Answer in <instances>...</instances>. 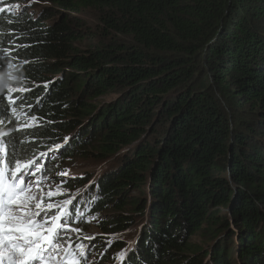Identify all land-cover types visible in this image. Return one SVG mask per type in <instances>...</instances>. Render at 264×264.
I'll return each mask as SVG.
<instances>
[{
  "label": "trees",
  "instance_id": "1",
  "mask_svg": "<svg viewBox=\"0 0 264 264\" xmlns=\"http://www.w3.org/2000/svg\"><path fill=\"white\" fill-rule=\"evenodd\" d=\"M5 2L0 160L63 172L80 264H264V0Z\"/></svg>",
  "mask_w": 264,
  "mask_h": 264
},
{
  "label": "snow or ice",
  "instance_id": "2",
  "mask_svg": "<svg viewBox=\"0 0 264 264\" xmlns=\"http://www.w3.org/2000/svg\"><path fill=\"white\" fill-rule=\"evenodd\" d=\"M26 171L19 163L15 171L0 170V264L3 260L7 264H41L48 251L45 245L50 246L58 236L59 225L53 223L51 228L42 230L33 219L43 209L36 204L39 211L32 210L29 202L34 198L25 194Z\"/></svg>",
  "mask_w": 264,
  "mask_h": 264
},
{
  "label": "rangeland",
  "instance_id": "3",
  "mask_svg": "<svg viewBox=\"0 0 264 264\" xmlns=\"http://www.w3.org/2000/svg\"><path fill=\"white\" fill-rule=\"evenodd\" d=\"M8 2H10V0H6L5 4H7ZM10 4H11V7L6 6V8H8V12L17 10L16 13H18L20 11V7L24 5V4H18L17 1H15L14 3H10ZM25 5L27 6V9L29 11L34 12L35 14L40 12V10L44 8L45 6L44 3H41L39 1L38 2L31 1L29 3L27 2ZM81 16L84 19V21L87 22L88 25L95 26L97 24V15L95 12H87L86 14H83ZM208 81L210 82V78H207V76H202V74H200L198 84L204 87H210V85H208L209 83ZM213 87H217V86H213ZM211 91L215 92L216 88H214ZM73 162L75 164L74 166L72 165V163H70L72 170L67 169L68 165H66L62 171L71 173V175H75L74 173H83L84 171H88L92 173L98 167H100L98 164L92 163L91 161L73 160ZM29 169L30 170H28V172L30 175H27V177L24 179L25 186L27 189L25 194H30L34 198L32 201L29 202L33 211H39L38 209L35 208L36 204H40L41 208L43 209V211L40 212V215L35 216L33 219L34 221L38 222L42 226V230H44L50 227V225L53 223V220L55 219L53 218V215H55L54 217L59 218V216L57 215V212L60 213V210H63V206L59 204L50 203L49 200H47V197L50 195H53L55 191L57 190L56 186L52 184L51 182V179L55 177L56 175L49 173L50 177L47 178V177H43L44 172L42 173V176H40V171H41L40 168H37L36 170H34L33 167L30 166ZM35 176H37V178H35ZM55 209L57 212L55 211ZM54 212L55 214H53ZM60 216L62 218L64 217V214L61 213ZM74 232L75 230H72V232L70 233H74ZM91 233L92 234L96 233V229L93 226L91 227L90 234ZM61 235H62V231L59 234V238H61ZM65 241L67 243L66 245L63 242L62 243L60 242L61 244L57 243L49 252V255L47 256L46 261L42 264H80L78 257L85 253H87L88 255L87 257L90 258L88 262L97 260L98 256L93 255L92 252H90L91 244L83 243L85 247L84 249H82V252H78V253H82L79 255V254L73 253L69 249V243H68L67 238H65Z\"/></svg>",
  "mask_w": 264,
  "mask_h": 264
},
{
  "label": "bare ground",
  "instance_id": "4",
  "mask_svg": "<svg viewBox=\"0 0 264 264\" xmlns=\"http://www.w3.org/2000/svg\"><path fill=\"white\" fill-rule=\"evenodd\" d=\"M30 1H28V3H29ZM2 56H4V55H2ZM13 66H15V65H13ZM25 165H27V164H25ZM30 170V169H29ZM81 191V190H80ZM85 192V191H84ZM80 193V192H79ZM74 194V195H73ZM83 194V193H82ZM65 196L67 197L68 196V199L71 201L72 199L74 200L75 198H79L78 196H77V192L76 193H74V192H71V191H68L67 193H65ZM75 197V198H74ZM90 200V199H89ZM75 201V200H74ZM68 207H70V206H68ZM87 208V207H86ZM47 211V210H46ZM61 211V213L62 214H66V210H60ZM51 212V211H50ZM46 213V212H45ZM43 214V213H42ZM48 215V214H47ZM53 218H56V217H54L53 216ZM72 218H73V216H72ZM88 233H90V231L88 232ZM118 241V240H117ZM120 242V241H119ZM121 243V242H120ZM90 259V258H89Z\"/></svg>",
  "mask_w": 264,
  "mask_h": 264
}]
</instances>
